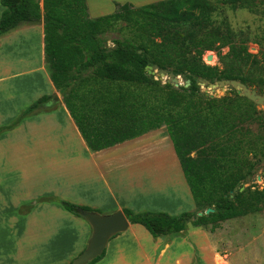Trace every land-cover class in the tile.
Segmentation results:
<instances>
[{
	"label": "trees",
	"instance_id": "obj_1",
	"mask_svg": "<svg viewBox=\"0 0 264 264\" xmlns=\"http://www.w3.org/2000/svg\"><path fill=\"white\" fill-rule=\"evenodd\" d=\"M42 2L1 0L5 9L0 38L22 24L44 21L51 79L87 146L101 151L162 127L173 143L196 210L170 215L123 208L131 224L143 225L154 238L170 239L189 224L210 226L214 231L221 222L264 211V188L244 187L262 159L253 158L264 156V112L237 90L229 91L230 96L207 99L199 85L201 79L239 80L264 93V78L253 80L254 72L264 75V49L252 54L246 43L237 44L231 34L211 30L215 6L210 0H161L140 7L116 2L113 13L94 19L86 0ZM120 19H126L134 38L116 40L108 47L101 35ZM224 47L229 50L220 59L228 68L220 70L204 62L205 52L217 51L220 56ZM147 65L182 75L190 84H162L148 74ZM56 104L52 96L40 97L9 124L0 126V136ZM255 123L256 131L251 129ZM150 145L162 146L157 142ZM159 156L163 161L156 162L155 156L147 165L146 195L158 192L155 179L162 182L165 177L169 185H177L176 170L167 154ZM138 183L141 195L142 184ZM48 200L78 217H82L79 209L104 213L56 197ZM208 208L214 211L205 214ZM104 255L105 251L89 264Z\"/></svg>",
	"mask_w": 264,
	"mask_h": 264
},
{
	"label": "crops",
	"instance_id": "obj_2",
	"mask_svg": "<svg viewBox=\"0 0 264 264\" xmlns=\"http://www.w3.org/2000/svg\"><path fill=\"white\" fill-rule=\"evenodd\" d=\"M86 1L94 19L113 13L116 2L139 7L160 0ZM4 9L0 0V20ZM44 36L41 20L22 24L0 38V126L40 97L59 94L48 69ZM26 76L32 78L17 80ZM153 142L161 143L163 150L158 154H167L175 167L177 185H169L165 177L162 182L155 179L158 192L146 195L148 169L141 165L155 157L149 148ZM51 197L105 213L128 208L178 215L196 210L166 127L92 151L63 100L0 136V264H70L85 249L90 224L48 200ZM228 221L214 231L189 224L170 239L154 238L143 225L130 223L126 231L110 239L104 257L95 264L125 260L129 264H193L197 256L198 264H264L260 236L249 240L241 230L238 236H245V254L233 252L232 240L219 243ZM255 241L257 247L249 249Z\"/></svg>",
	"mask_w": 264,
	"mask_h": 264
},
{
	"label": "rangeland",
	"instance_id": "obj_3",
	"mask_svg": "<svg viewBox=\"0 0 264 264\" xmlns=\"http://www.w3.org/2000/svg\"><path fill=\"white\" fill-rule=\"evenodd\" d=\"M210 1L215 6V11L213 13L214 22L210 26L211 30H214L215 32H221L224 34H231L230 36L233 38V41L236 42L237 44L240 42L246 43L249 52L252 54H258L260 51H262V49H264V0H243L242 3H238L237 5H232L217 0H210ZM41 4L43 5L42 0H41ZM246 5L249 6L246 7ZM101 37L105 40V43L108 47H113L114 42L116 40L133 39L134 33L131 27L129 26L128 22L126 21V19H120L110 24L107 30L105 31V33L101 35ZM228 50H229L228 47H224L221 50H219L220 56H218L217 51H207L204 54L203 60L206 64L210 66H216L220 70H224L225 68H228V65H225V63L221 61L220 57L222 55H225L228 52ZM209 54H212L213 56L211 60H208ZM227 62L229 63L230 60L227 59ZM235 70L237 71L238 68L236 67ZM242 70L245 73H247L248 69L242 68ZM253 75H254L253 80H258L260 77L264 78L263 74H258L257 72H254ZM153 76L155 80H159L162 84L172 83L170 81V77L168 74L164 77L163 80L160 79L158 73H156ZM177 76L179 77L180 80V84H181L180 86H183L186 80L185 77L182 75H177ZM31 78L32 76H26V77H21L17 80H29ZM199 85L201 92L204 94V96L207 99L223 98L225 96L231 95L229 91H227L226 93V91H223L220 88L213 89L211 88V86H209L207 83L204 82H199ZM59 94L61 95V97L59 102H56L57 104L63 100L62 94L61 93ZM256 108L258 111L264 112V108H259L257 105ZM257 128H258V123H255L251 126V129L254 131H256ZM159 147L162 148L163 150L162 146H157V145L150 148V150H153L152 155L157 156L156 162L163 161L158 154L161 151V150L159 151ZM194 154L195 153H193V155ZM259 158L262 159L256 165L257 171L255 175L252 176L246 184L244 183V187L253 186V187H258L260 189L264 188V156L258 154V157L253 158V160L256 161ZM149 162L150 161L145 162L143 165H141V168L148 169L149 166L147 165L149 164ZM170 190L171 193L172 192L176 193L177 191H179V189L178 190L170 189ZM153 194L156 193L154 192ZM241 230H245V235L246 237H249V240L260 236L259 237L260 248L264 251V246H262V242H264V211L257 213H249L247 215L235 219H231L230 221L225 223V227L222 233L223 238L222 240L219 241V243L225 244L226 243L225 241L232 240V242L229 243H231L232 248H234L233 252H236L238 254H245V236L244 237L238 236L241 235ZM252 246L257 247V242L255 241L254 245L251 243L250 245H248V248L250 249ZM77 256H75V258ZM125 261L118 262V264L130 263V262L126 263ZM199 262L200 260L197 256L194 259L193 264H198Z\"/></svg>",
	"mask_w": 264,
	"mask_h": 264
},
{
	"label": "water",
	"instance_id": "obj_4",
	"mask_svg": "<svg viewBox=\"0 0 264 264\" xmlns=\"http://www.w3.org/2000/svg\"><path fill=\"white\" fill-rule=\"evenodd\" d=\"M212 58V54H209L208 60H211ZM146 70L149 75H155L158 73L162 80L168 74L170 81L175 87L181 85L179 77L175 76L173 72L168 73L167 70L152 65H147ZM200 82L207 83L213 89L220 88L221 90L226 91V93L227 91L237 90L240 95L254 102L259 108H264V93H261L260 89H251L239 80H217L213 83L207 79H201ZM189 84L190 80L186 79L184 85L188 87ZM60 97V94H54L52 100L54 102H59ZM213 211V209L209 208L204 212L205 214H209ZM79 213L90 224L92 233L86 248L80 252L70 264H89L91 261L102 255L113 236L126 231L130 225L129 220L122 210L101 214L91 210L79 209ZM201 214H203V211L199 212V215Z\"/></svg>",
	"mask_w": 264,
	"mask_h": 264
}]
</instances>
